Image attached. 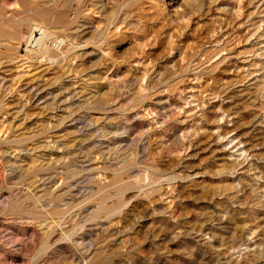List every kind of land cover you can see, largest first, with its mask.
Masks as SVG:
<instances>
[{
	"label": "rangeland",
	"instance_id": "374dc122",
	"mask_svg": "<svg viewBox=\"0 0 264 264\" xmlns=\"http://www.w3.org/2000/svg\"><path fill=\"white\" fill-rule=\"evenodd\" d=\"M0 264H264V0H0Z\"/></svg>",
	"mask_w": 264,
	"mask_h": 264
},
{
	"label": "bare ground",
	"instance_id": "6f19581e",
	"mask_svg": "<svg viewBox=\"0 0 264 264\" xmlns=\"http://www.w3.org/2000/svg\"><path fill=\"white\" fill-rule=\"evenodd\" d=\"M37 34V33H36ZM39 36V35H38ZM31 37V36H30ZM32 37H34V36H32ZM31 39H33V38H31ZM44 41V40H43ZM41 45H42V43H41Z\"/></svg>",
	"mask_w": 264,
	"mask_h": 264
}]
</instances>
